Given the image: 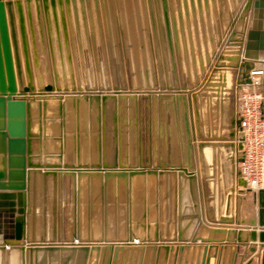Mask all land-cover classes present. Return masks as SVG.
Instances as JSON below:
<instances>
[{
  "label": "water",
  "instance_id": "1",
  "mask_svg": "<svg viewBox=\"0 0 264 264\" xmlns=\"http://www.w3.org/2000/svg\"><path fill=\"white\" fill-rule=\"evenodd\" d=\"M258 70L264 0H0V264H264Z\"/></svg>",
  "mask_w": 264,
  "mask_h": 264
},
{
  "label": "built area",
  "instance_id": "2",
  "mask_svg": "<svg viewBox=\"0 0 264 264\" xmlns=\"http://www.w3.org/2000/svg\"><path fill=\"white\" fill-rule=\"evenodd\" d=\"M251 74L252 84L243 86L237 96L243 143L238 169L246 188L257 191L264 187V93L259 89L262 71Z\"/></svg>",
  "mask_w": 264,
  "mask_h": 264
},
{
  "label": "crops",
  "instance_id": "3",
  "mask_svg": "<svg viewBox=\"0 0 264 264\" xmlns=\"http://www.w3.org/2000/svg\"><path fill=\"white\" fill-rule=\"evenodd\" d=\"M251 16V15H250ZM249 16L248 19V25H250V19L251 17ZM255 69H259L262 67V63L256 61L255 62ZM262 78V77H261ZM262 80V79H261ZM262 84V83H261ZM262 86L260 85V90H261ZM253 192V191H252ZM241 215L243 218L247 219L249 217H253L256 216V205L253 201V196L252 193H247L245 195V198L243 200V207H242V212ZM257 243V242H256ZM240 264V263H239ZM252 264H260L259 260H257L256 262L252 263Z\"/></svg>",
  "mask_w": 264,
  "mask_h": 264
},
{
  "label": "rangeland",
  "instance_id": "4",
  "mask_svg": "<svg viewBox=\"0 0 264 264\" xmlns=\"http://www.w3.org/2000/svg\"><path fill=\"white\" fill-rule=\"evenodd\" d=\"M241 89H242V88H241ZM241 89H240V90H241ZM238 93H239V91H238ZM248 193H252V191L249 190ZM254 262H255V261H254ZM254 262H253V263H254Z\"/></svg>",
  "mask_w": 264,
  "mask_h": 264
},
{
  "label": "bare ground",
  "instance_id": "5",
  "mask_svg": "<svg viewBox=\"0 0 264 264\" xmlns=\"http://www.w3.org/2000/svg\"><path fill=\"white\" fill-rule=\"evenodd\" d=\"M260 69V68H259ZM259 75V74H258ZM261 77H262V75H261Z\"/></svg>",
  "mask_w": 264,
  "mask_h": 264
}]
</instances>
